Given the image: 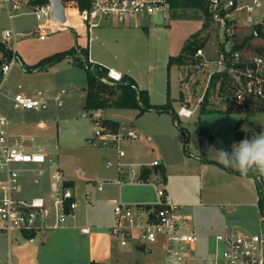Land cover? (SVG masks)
<instances>
[{
  "label": "rangeland",
  "instance_id": "1",
  "mask_svg": "<svg viewBox=\"0 0 264 264\" xmlns=\"http://www.w3.org/2000/svg\"><path fill=\"white\" fill-rule=\"evenodd\" d=\"M260 2L262 7L252 16L254 27H245L238 36L243 41L249 35L248 42L243 47L245 56L255 53L264 56V0ZM23 11V15L10 21L6 12L0 8V42L8 47L3 39L5 29L24 33L18 35L15 46L20 59L16 58L1 85L0 116L8 119V133L14 143L17 142L27 151L43 153L52 162L41 167L43 174L40 176L36 173L38 166L32 163L18 165L22 198L51 194L55 181L53 172L59 168L66 178L76 180L73 188L78 207L80 206L77 208L78 212H82L89 225H96L92 234L97 233L96 237L102 238L104 233L108 234L114 221V204L108 200L109 196L106 197L108 192H140L146 199L157 200V189L165 186L164 183H155L154 179L146 183L118 184V171L129 166L138 169L139 164L136 163L146 164L158 158L163 161L161 167L164 166L166 172L170 170L177 173L182 169L188 175H193L190 179L194 181V192L172 194L175 199L188 203V210L196 222L200 220L210 229L212 237L203 242L200 240L198 245L201 252L212 248L214 236L218 232L236 229L264 234V222L258 205V199L264 198V183L259 185L253 177L226 170L223 164L217 162L214 153L209 152L210 147H218L200 131V127L205 129L230 152V145L238 142L235 138L236 127L244 115L224 112L223 99L216 93L211 100L217 110L223 111L201 114L198 100L204 93L205 77L178 66H173L170 76L168 74L169 57L178 55L188 38L202 28L204 15L194 10L178 9V13L172 17L171 10H164L163 25H156L153 15L144 14L137 17L134 24L125 25L124 28H129L125 31L120 30L123 27L114 24V27L107 30L94 28L89 35L90 54L94 58L119 67L137 78L140 84L152 78L153 86L157 89L153 92L155 101L163 103L167 100L170 78V96L174 110L177 112L181 106L193 109L192 116L177 114L178 119L174 121L172 114L147 112L137 117V110L126 108H110L104 110L103 115L98 114L100 112L87 113L84 109L87 74L84 68L74 65L70 58L60 61L62 63L55 69L27 70L25 66H33L43 57L81 45L77 41L74 43L76 32L71 28L41 40L37 33H32L37 25L36 17L28 7ZM257 24L262 26L263 35L259 34V27L255 26ZM206 32L205 29L202 34H206V40L212 42V35ZM253 32L255 34L251 35ZM3 55L4 52L0 49V60ZM6 57L5 61L9 59ZM181 78L183 83L187 78L188 83L182 85ZM19 85L21 89L18 88ZM62 89L66 93L62 96L63 105L58 106L56 96ZM19 91L32 95L42 91L49 101L48 108L15 107L13 97ZM181 91L183 97L180 96ZM104 118L118 120L126 126L132 124L142 135L141 138L123 140L120 148L109 142L102 144L94 131L97 123L102 124ZM249 121L240 123V128L250 129L252 134L264 131V107ZM120 149L124 150L127 157H120ZM77 168L82 170L81 176L77 173ZM100 182L104 183V191L97 190L96 185ZM201 188L203 192H198ZM88 191L91 192L89 204L85 200ZM2 239L0 257L7 260L10 245L7 236ZM20 242H23L20 234L14 233L13 248ZM151 248L152 252L142 257L143 264H166L162 246L155 244ZM64 263V260H55V264Z\"/></svg>",
  "mask_w": 264,
  "mask_h": 264
},
{
  "label": "built area",
  "instance_id": "2",
  "mask_svg": "<svg viewBox=\"0 0 264 264\" xmlns=\"http://www.w3.org/2000/svg\"><path fill=\"white\" fill-rule=\"evenodd\" d=\"M171 2L172 0H91L90 6L81 11L77 1H63L65 22L54 19V5L51 0H0V8L12 21L23 15L24 8L28 7L37 19L32 33H37L41 40H45L49 35L68 28L79 32L80 26L90 35L94 28L105 24L125 25L144 14L155 16L162 13L165 20L164 10H171ZM261 7L260 0H207L209 26L206 33L212 35L214 40H206L204 46L193 50L184 66L193 74L205 77L204 93L199 102L202 101L213 75L224 71L231 74V92L238 103L264 99V56L259 53L245 56L244 46H239L242 40L238 39L245 27H254L252 16ZM20 34L11 29L3 31V39L12 50V55L1 65L0 91L17 58L15 46ZM204 38L206 34L201 35V39ZM122 76L117 70L108 71V78L112 81H120ZM18 88L21 89V85ZM65 93V89L58 92V106L63 105L62 96ZM13 100L17 108L46 109L49 106L42 91L34 95L19 91ZM177 114L190 117L193 110L181 106ZM9 125L8 119L0 116V237L7 236L11 246L14 233L35 234L66 228L78 208V202L74 186L67 184L69 180L59 168L53 172L55 181L51 194L30 199L21 197L18 165L32 163L38 166L36 173L40 176L43 174L41 167L50 164L52 160L43 153L27 151L17 142L14 143L8 133ZM94 135L102 141L114 144L116 148H120L123 140H136L142 136L132 125L121 124L118 131L112 132L99 122ZM119 155L124 156V150L120 149ZM150 165L158 166L160 162L154 160ZM142 166L146 165L129 169L128 181L150 182L154 179L155 183H163L158 174L146 181L140 179ZM77 173L82 174V170L77 168ZM253 178L261 185L264 183V175L259 172L254 171ZM122 181L120 178L117 183ZM96 186L97 190L104 191V183H97ZM157 193L160 200L154 204H126L114 200V221L109 227V233L119 246L126 247L133 240H137L141 247L151 250L153 245L160 244L166 264H172L173 260L178 261V264H264V234L236 229L219 232L214 236L212 248L201 252L198 248L200 238L187 218L180 214V206L166 198L164 187L159 188ZM90 196L91 192H86V201L91 199ZM81 231L88 234L91 227L84 226ZM0 264L12 262L0 260Z\"/></svg>",
  "mask_w": 264,
  "mask_h": 264
},
{
  "label": "trees",
  "instance_id": "3",
  "mask_svg": "<svg viewBox=\"0 0 264 264\" xmlns=\"http://www.w3.org/2000/svg\"><path fill=\"white\" fill-rule=\"evenodd\" d=\"M46 0H37V2ZM64 2L70 0H63ZM78 3L79 9L85 10L90 6L91 0H75ZM178 9L183 10H194L204 15V22L202 28L194 32L188 40L185 42L181 49V52L174 56H170L167 63L168 74L170 76V70L173 66L184 67L188 63L189 54L197 47L204 46L206 38L201 39L202 31L209 26V16L207 12V0H172L171 2V14L174 17L178 12ZM259 27L257 30L260 35H263L262 26L259 24L255 25ZM253 32L251 35H254ZM254 37V36H253ZM249 35L246 36L239 46H245L248 42ZM0 49L4 52L3 58L0 60V79L2 77L1 65L5 61L6 56L9 58L12 55V50L7 45L0 42ZM5 57V58H4ZM18 57V56H17ZM70 58L74 65L84 68L87 74V83L84 87L85 90V102L84 109L87 113L102 112L110 108H126L138 110L137 117L147 113L155 112L161 113H172L174 121L178 119L177 112L174 110L173 100L170 96V78H168V90H167V101L164 104H153L150 101V95L148 89L140 88L136 80L130 75L123 74L120 81H112L108 78L109 68L102 64L95 63L90 60L89 47H83L75 45L67 50L59 51L54 54L48 55L40 59L33 66H25L27 70L32 69H46L48 70L53 65L57 64L63 59ZM104 79H107L105 81ZM232 77L228 71L217 73L213 75L210 80L209 86L203 96L202 101L199 105L201 114L211 112H222L223 110H217L211 100L212 96L219 95L225 104L224 112L227 113H241L244 115L243 119L238 123L236 127L235 138L241 141L245 137H251L253 134L250 129L244 130L240 128V123L250 122L251 117L255 116L264 107V100H256L253 102L238 103L231 92ZM183 97V94H181ZM103 126L111 130L112 132L118 131L121 124L118 121L104 119L102 122ZM201 133L206 134L210 141L214 143L218 148L222 147L220 142L205 129L200 127ZM216 163V162H213ZM226 170L240 174L237 170L223 166ZM153 174H158L162 178L163 183H166L167 175L165 167H161V164L150 168L148 166H142L140 169V179L146 181L151 178ZM254 171H250L247 176L253 177ZM258 183V182H257ZM68 185L73 184L67 182ZM261 185L260 183H258ZM258 205L262 213V221L264 222V198L258 199ZM27 238L34 236V233L24 232L23 234ZM86 264H116L114 262H100L90 261Z\"/></svg>",
  "mask_w": 264,
  "mask_h": 264
},
{
  "label": "crops",
  "instance_id": "4",
  "mask_svg": "<svg viewBox=\"0 0 264 264\" xmlns=\"http://www.w3.org/2000/svg\"><path fill=\"white\" fill-rule=\"evenodd\" d=\"M134 23H135V19L132 22L125 25H132ZM125 25H119L117 27H123L120 28V30L125 31V29H129L128 27L124 28ZM111 27H114V24H105L100 28L107 30ZM23 34L24 33H21L20 35ZM75 35L76 38L74 43L77 41L83 47L88 46L90 51V37L89 34L84 29V27L80 26L79 32H76ZM15 52H16V56H18L16 50ZM17 58L20 59L19 56ZM90 60L95 63L102 64L109 69H114L122 74H127L133 77L131 74L126 73V71L119 69V67L115 65H108L110 63L106 64L104 60L94 58L91 54H90ZM60 63L62 62H58L57 64L53 65L50 68L55 69L56 66H58ZM133 78L136 80L140 88L148 89L151 103L164 104L167 101L166 100L165 102L161 103V101H155L153 99V92L156 91L157 89L156 87L153 86L152 78H149V81L143 84H140L139 81H137V78L135 77ZM180 81L182 85L188 83L187 78L183 80L184 83L182 82V78L180 79ZM181 94L182 91L180 93V96ZM160 95L161 92L159 91V96ZM199 105L200 102L198 100V106ZM187 107L190 108L189 106ZM98 114L103 115V111ZM168 114H172V113L168 112ZM104 119H108V118H104ZM114 121H118V120H114ZM120 124L122 123L120 122ZM106 143H107L106 141H102V144H106ZM111 145L113 144L111 143ZM125 157H127L126 153L124 156H122V158ZM154 160H159V159L154 158L152 161L147 162L146 164H140L139 162L136 164H139V168L141 165H146L150 168H153L151 167L150 164ZM159 162L160 164L163 163L162 160H159ZM130 168L131 166H129V168H123V170H119L117 180L121 178L123 179L121 183L127 182V184L139 183V182L128 181L129 180L128 172ZM81 175L82 174H80V176ZM154 175L155 174H153L151 178H154ZM166 175H167V180L166 183H164L166 198L169 201L180 206L179 208L180 214L183 217L187 218L191 228L199 236L202 242L203 240L205 241L209 240L212 237V234L210 233V229L206 228L205 224L203 222H200V220L196 222L194 216L188 210V206H189L188 203L179 201L180 199H175L176 197H174V195L172 194V192H194V181L190 179V177H192L193 175H188L186 172L182 171V169H179V172L177 173L170 172V170L169 171L167 170ZM67 179L69 180L68 182H71L73 186H75L76 180L69 178ZM198 192H203V189L201 188L200 191ZM45 196H47V194ZM107 196H109L108 200L110 201V203H113L114 200H116L126 204H137V203L154 204L160 200L159 196L157 197V200L146 199L143 197V195L140 192H115L113 194L112 192H108L106 197ZM86 203L88 204L91 203V199L89 201H86ZM79 208L80 206L78 207V209ZM78 209H76L75 214L70 218L69 225L64 229L57 231H40L35 233L34 236L31 238H27L24 235H20L21 239H23V242L16 244V246H14L15 248H13V245H11L7 253L8 256L7 260L3 259L2 257H0V260L4 262L11 261L12 264H55V260L57 258L64 260L65 261L64 264H86L93 260L100 262H114L116 264H143L142 257H144L146 253L149 254V252H152L151 251L152 248H150L151 250L144 249L143 247L140 246L137 240H133L126 247H121L118 245L116 240L111 237L109 232L108 234L104 233V236L102 238H97L96 237L98 235L97 233L92 234V232H94L95 230L94 227L96 225H89L84 219L82 212H78L79 211ZM84 226L91 227V232L88 234L83 233L81 231V228ZM225 228H227L226 225ZM94 236L96 237V239H93ZM2 237H0V246H2L3 244ZM156 264H160V263L157 262Z\"/></svg>",
  "mask_w": 264,
  "mask_h": 264
},
{
  "label": "clouds",
  "instance_id": "5",
  "mask_svg": "<svg viewBox=\"0 0 264 264\" xmlns=\"http://www.w3.org/2000/svg\"><path fill=\"white\" fill-rule=\"evenodd\" d=\"M230 148L229 152L223 147L212 146L209 152L214 153L218 163L236 169L241 175H247L250 171L264 175V131L233 142ZM172 264H178V261L173 260Z\"/></svg>",
  "mask_w": 264,
  "mask_h": 264
},
{
  "label": "water",
  "instance_id": "6",
  "mask_svg": "<svg viewBox=\"0 0 264 264\" xmlns=\"http://www.w3.org/2000/svg\"><path fill=\"white\" fill-rule=\"evenodd\" d=\"M53 2V11H54V19L58 22H65L66 17H65V6L63 3V0H51ZM154 23L156 25H163L164 24V17L162 13H158L154 16ZM258 32L256 31V34ZM36 69H32L31 71H36Z\"/></svg>",
  "mask_w": 264,
  "mask_h": 264
}]
</instances>
